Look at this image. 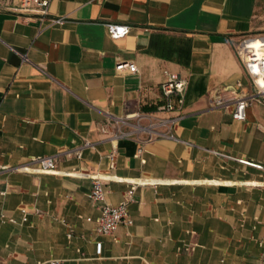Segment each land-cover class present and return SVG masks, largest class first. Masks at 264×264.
Instances as JSON below:
<instances>
[{
	"label": "crops",
	"instance_id": "0c3cea01",
	"mask_svg": "<svg viewBox=\"0 0 264 264\" xmlns=\"http://www.w3.org/2000/svg\"><path fill=\"white\" fill-rule=\"evenodd\" d=\"M16 5L0 0V167L52 156L61 174L0 175V215L15 220H0V264H217L223 251L225 264H264V103L242 122L231 107L210 105L213 89L247 84L235 45L264 34L256 17L264 0H52L49 17L62 22L51 27L25 21ZM108 24L130 30L113 39ZM119 63L137 72H117ZM164 71L187 82L176 140L101 135L108 117L177 114L156 110ZM84 142L92 146L77 157ZM93 176L110 205L128 199L132 182H159L135 186L132 226L98 245L85 221L98 214ZM52 218L76 225L71 240ZM183 245L194 249L177 255Z\"/></svg>",
	"mask_w": 264,
	"mask_h": 264
},
{
	"label": "built area",
	"instance_id": "2783aa9c",
	"mask_svg": "<svg viewBox=\"0 0 264 264\" xmlns=\"http://www.w3.org/2000/svg\"><path fill=\"white\" fill-rule=\"evenodd\" d=\"M52 0H17V5L10 10L22 17L25 21L47 22L48 27L58 25L62 22L60 18L49 17V6ZM107 33L110 38L118 39L126 36L130 28L126 25L108 24L106 25ZM236 58L247 77V84L240 81L234 84L222 85L211 91L210 105L212 108H232V119L235 121H244L246 109L255 104L264 103V34H256L241 37L235 45ZM23 61H26V55H21ZM126 70L128 73L137 72L136 66L132 63H119L115 66V71L121 72ZM187 82L176 74L164 71V81L160 85L163 98V104L158 105V112L177 113L175 116L158 117L150 113H136L128 118L108 117L99 127L101 135L105 136L111 142L119 139L143 135V141L149 142L154 139H173L176 140L172 133V127L182 117V108L184 104ZM88 142H84L76 151L77 157L81 155V151L91 147ZM209 153L223 159H231L233 161L254 166L251 163L242 161L225 155L222 152L208 150ZM115 151L112 150L108 154L110 166L115 163ZM22 172L28 174H50L58 176L56 159L52 156H43L30 159L27 163L16 167L1 166L0 175L4 172ZM92 186L88 195L90 201L98 206V214L94 218L87 217L85 221L91 224V236L88 238L90 243L98 245L96 237L111 236L122 225L129 228L133 224V220L129 214V203L132 202V194L136 185H156L158 181H142L138 180L130 183L131 187L128 199L116 204L110 205L106 202V192L102 187V177H91ZM250 184V183H248ZM258 184V183H257ZM260 185V184H259ZM264 185V183H263ZM258 186V185H251ZM3 195V192H0ZM22 223L27 222L26 213L21 211ZM43 213H39L38 217H43ZM2 223H15L12 217L0 215ZM52 221L59 222L65 228V236L71 240L76 229L75 224L66 222L64 219L52 218ZM245 221V214H241L237 219V223L242 225ZM194 222V220H192ZM212 232V231H210ZM230 241V240H228ZM194 246L183 245L177 249V255L183 252H190ZM229 252L223 251L217 264H225L228 260ZM258 258L264 261V253H260ZM42 264V263H37ZM47 264H59L57 260L51 259Z\"/></svg>",
	"mask_w": 264,
	"mask_h": 264
},
{
	"label": "rangeland",
	"instance_id": "374dc122",
	"mask_svg": "<svg viewBox=\"0 0 264 264\" xmlns=\"http://www.w3.org/2000/svg\"><path fill=\"white\" fill-rule=\"evenodd\" d=\"M256 17L258 21L262 24L263 30L262 32L264 33V6L263 7H258L256 11Z\"/></svg>",
	"mask_w": 264,
	"mask_h": 264
}]
</instances>
